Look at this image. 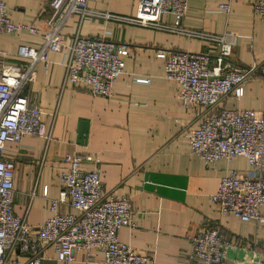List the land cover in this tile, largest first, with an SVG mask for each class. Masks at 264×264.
Listing matches in <instances>:
<instances>
[{
  "label": "crops",
  "instance_id": "obj_1",
  "mask_svg": "<svg viewBox=\"0 0 264 264\" xmlns=\"http://www.w3.org/2000/svg\"><path fill=\"white\" fill-rule=\"evenodd\" d=\"M49 0H2L12 22L46 28ZM137 0H88V8L118 16H131ZM251 0H186L184 27L215 35L234 36L228 61L249 67L264 58V23L250 9ZM228 4L227 13L218 5ZM163 22L169 18L162 17ZM78 34L102 38L128 47L124 71L112 85L109 98L63 85L62 52H49L48 65H35L34 78L23 96L42 111V122L50 138L24 136L18 144L6 142L1 154L13 164L12 208L30 227L49 216L48 202L61 190L57 174L64 169L66 154L90 157L82 168L98 170L106 195L129 198L135 226L120 228L117 240L135 253L148 255L152 264H199L188 260L191 238L205 227H216L231 242L244 249L227 253L228 264H256L264 259V221L243 222L231 215L221 217L209 201L218 179L229 171H247L246 161L236 157L219 160L211 167L189 152L186 131L196 127L199 111L186 110L176 100L177 86L162 76L164 60L156 52L209 53L214 48L195 41L113 22L86 21L78 25L71 17L61 31L67 44ZM41 37L26 33L0 35V72L3 66L25 61L15 56L19 46L39 48ZM146 80L145 83L135 80ZM226 110L259 111L264 120V80L243 85L240 99L226 98ZM264 148V136H263ZM264 171V163L262 167ZM46 188V196L42 191ZM59 213L74 214L67 202ZM264 217V205L260 208ZM40 264H86L82 253L73 261L54 259L49 246L42 250ZM20 263L25 255L13 252ZM94 253L88 264H101Z\"/></svg>",
  "mask_w": 264,
  "mask_h": 264
},
{
  "label": "built area",
  "instance_id": "obj_2",
  "mask_svg": "<svg viewBox=\"0 0 264 264\" xmlns=\"http://www.w3.org/2000/svg\"><path fill=\"white\" fill-rule=\"evenodd\" d=\"M50 15L46 28L14 23L0 0V35L26 33L41 37L39 48L19 46L15 56L25 61L16 66H3L0 72V264H40L42 250L49 246L54 259L73 261L82 253L83 262L92 261L94 253L102 255L101 264H152L148 255L137 254L117 240L120 228H134V216L125 195H106L98 170H85L82 164L90 157L64 155V169L57 174L61 187L57 199L48 202V218L37 227L28 226L12 208L13 164L1 157L4 144H18L24 136L48 141L49 131L42 122V111L29 103L23 90L34 78L35 65H48L49 52H62L63 85L109 98L112 85L124 71L128 57L125 44L102 38H83L75 34L66 44L61 31L75 16L78 25L86 21L113 22L118 25L174 35L187 41L207 44L213 54L166 52L155 56L164 60L162 76L177 86L176 100L186 110L199 111L196 127L186 131L189 152L205 167L219 160L243 158L247 171H229L218 179L216 190L208 198L215 212L231 215L254 224L264 221V120L259 111L226 110V98L240 99L243 85L254 79L264 80V58L249 67L232 65L228 58L234 47V36L215 35L192 30L182 24L186 0H137L131 16H118L88 8V0H49ZM228 4L218 5L227 13ZM253 16L264 23V0H251ZM162 17L169 18L163 22ZM145 83L146 80H135ZM46 196V188L42 191ZM67 202L74 214L59 213L61 202ZM187 258L199 264H228L227 253L244 249L238 242L227 240L216 227H205L191 238ZM25 255L20 263L11 254ZM256 264H264L259 259Z\"/></svg>",
  "mask_w": 264,
  "mask_h": 264
}]
</instances>
